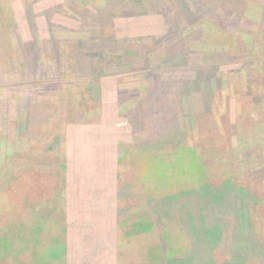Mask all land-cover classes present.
<instances>
[{
  "label": "rangeland",
  "instance_id": "obj_1",
  "mask_svg": "<svg viewBox=\"0 0 264 264\" xmlns=\"http://www.w3.org/2000/svg\"><path fill=\"white\" fill-rule=\"evenodd\" d=\"M38 1L47 7L56 6L59 12L53 18L47 8V14L40 18L39 40L48 43L46 38L52 36L85 41L92 27L98 28L100 41L92 45L96 50L109 49L107 54L113 60L97 70L95 77L80 74L72 78L73 70L66 63L60 75L55 59L34 46L36 35L23 0L4 2L5 8L0 10L4 39L3 44L0 41V230L11 238L25 236L31 241L33 229L43 221L40 213L51 210L54 189L59 186L63 201L57 207H62V213L55 224L45 225L43 235L58 233L64 219L65 264H118L119 222L108 231L93 232L86 224L87 216L81 223L80 214L76 215L81 206L97 200L92 195H101L94 191L98 186L93 182L90 198L83 194L91 166L82 165L80 158L90 142L88 131L101 132L105 127L110 129L107 137L112 145L123 142L122 148L127 150L126 164L123 167L122 161L120 166L131 181V191L124 192V200L116 199L114 216L122 207L131 218L126 228H132L133 221L155 223L154 233L145 234L143 239L138 236L122 247L125 254L129 253L125 264H150L143 253L146 244L155 245L153 242L162 244L163 252L169 253L162 264H264V0L33 3ZM69 15L84 21L83 31L55 25L65 21L75 27ZM9 30H17L27 50L14 46ZM145 36L163 37L164 42L140 47L135 40ZM122 39L131 40L132 45ZM146 52L151 62L143 56ZM9 58L17 59L15 68ZM24 58L29 62L23 74L18 64ZM202 69L207 76L198 86L192 82ZM154 70L161 72L158 76L162 75L164 82L161 95L152 87L148 92L143 88L158 80L157 75H151ZM213 71L222 74L219 85ZM79 79L96 84L91 93L83 92L85 85L82 87ZM207 84H211V94ZM77 89L83 93L75 95ZM101 90L103 95L97 93ZM120 102L126 103L121 110ZM152 107L158 115L151 119L157 121L158 128L176 122L165 137L157 130V138L140 140L146 113ZM21 121L23 126L15 129ZM186 143L197 146L194 154L186 151L206 171V177L201 176L207 179L206 184L191 196L156 197L160 188L169 192V179L162 176L155 183L151 176L154 162L148 159L170 161ZM104 169L101 167L97 174L102 176L100 186L110 183L114 188L120 182L119 174L110 179ZM180 174L176 172L172 185L175 180L185 185L186 179ZM217 186L223 189L217 190ZM226 188L223 199L224 194L217 192ZM101 198L104 200L98 204L108 203ZM70 208L78 224L70 217ZM248 226L255 228L252 233ZM6 253L0 256L1 264H24L30 259L33 264L29 252L22 254L16 248Z\"/></svg>",
  "mask_w": 264,
  "mask_h": 264
},
{
  "label": "trees",
  "instance_id": "obj_2",
  "mask_svg": "<svg viewBox=\"0 0 264 264\" xmlns=\"http://www.w3.org/2000/svg\"><path fill=\"white\" fill-rule=\"evenodd\" d=\"M34 0H23V5L25 8V12L27 15V19H29V24L33 30V33H35L36 35V42L34 41V46L35 48L39 51V52H46L48 56H52L55 61L57 62V64L59 65V74L61 75L62 72H65V70L62 68V64L66 63L69 68L71 70H73L71 73L73 75H71V77H76V76H84L87 77L89 75H92L95 77V72L99 69H102L103 67H105L107 64H111V60H113L111 57V55H108L107 52L109 49L105 48L104 51L103 49L99 48V49H94L96 48L95 45H92V43L94 42H99V35H98V28H93L92 27V32L85 37L84 39L88 38L87 40L83 41L82 39H73V40H62L59 38H52L48 37L46 38V41H50L48 43L43 42L42 39L39 40L40 35L38 36V32H39V28H41L42 26V21H41V17H43L42 15H46L47 14V8H50V13H51V17H55V15H57L58 10L56 9V6H51V7H47L45 2L42 1H38L37 3H33ZM4 2L8 3L9 0H0V10H3V6H4ZM92 5V4H91ZM95 6V5H94ZM5 8V6H4ZM52 10V11H51ZM61 12V11H60ZM65 13V11H64ZM63 16V15H62ZM53 17V18H54ZM68 17H71L70 15ZM262 17H264V13L262 12ZM71 19L73 20V24L75 25V27H72L70 23L65 22V21H59L57 22L55 25L63 27V26H67L68 28H71L73 31H83L82 29V25L84 24V21L81 19H76L71 17ZM56 21V20H55ZM70 29V30H71ZM2 29L0 27V41L3 44V38H2ZM9 35L10 37H12L13 41H14V46H17L20 48L21 51H25L27 50L24 45L27 43H24L21 38L19 37V33L17 32V30H9ZM16 37L14 39V36ZM228 38V37H227ZM114 39V38H113ZM125 42L129 41L130 43H128L129 45H132L131 40H125L122 39ZM115 42H118L116 39H114ZM139 42V46L140 47H144L147 46V44L153 42V43H157L160 44L162 41L164 42V38L163 37H155V36H145V37H140L137 40ZM0 42V43H1ZM126 42V43H127ZM40 43V44H38ZM91 43V46L89 45ZM146 44V45H144ZM1 44H0V48H1ZM47 46H50V49L47 48ZM95 46V47H94ZM33 47V46H31ZM46 49V51H45ZM48 49V51H47ZM70 49H72V51H69ZM158 54V53H157ZM146 58L147 62H151V60L149 59L151 56H149V52H146L143 55ZM149 56V57H147ZM12 61V67H16L13 66V63H15L14 61L16 60H11L10 58L8 59V62ZM18 62V61H17ZM29 62V58H24V61H22L21 63L18 64V66H20L19 72L23 73L25 72V66L26 63ZM77 62V63H76ZM136 68V66L134 67ZM228 70L225 71V73H227ZM214 75L212 76L213 78L215 76V83L217 85H219L218 82L221 81L222 78V74L221 73H217V71H213ZM217 73V74H216ZM231 73V71H230ZM161 72H156V70H154L151 75H153L156 79L155 83L153 86H151L150 84H145V86H143V88L148 92L151 88V90L155 93H158L159 95H161V92H165L164 88H163V81H162V75L159 77L158 75H160ZM207 76V72L205 70H199L197 73H195V80L192 83H195L196 85H201L204 84V79L203 77ZM153 77V78H154ZM152 78V79H153ZM211 78V79H213ZM200 79V80H199ZM81 80L80 83H82V87L85 88L83 89V92H87L88 94L91 93V90L93 88V86L96 84L92 83L90 80H86L84 81L83 79H79ZM90 81V82H89ZM166 82V81H165ZM214 82V81H213ZM212 84V82H211ZM211 84L208 85L209 89L208 90V94H211ZM185 86V85H184ZM78 92L75 94H79L82 92V90L77 89ZM168 91V90H167ZM82 92V93H83ZM93 93V92H92ZM99 95H103L102 90L99 92H97ZM73 95H71V97L74 96V93H71ZM81 95V94H80ZM83 96V95H82ZM140 98V97H139ZM163 100V99H162ZM21 100H18L17 104L20 102ZM158 102V101H157ZM170 102V101H169ZM168 102V103H169ZM147 104V102H146ZM161 106L163 105L162 102H160ZM119 109L121 110L123 107H126V103L125 102H120L119 103ZM155 107L150 108L148 110V112L146 113V119H145V124L143 126H145V132H142L143 135L140 138V140H148V139H153V138H157L158 136L155 135L157 133V130L160 131L161 133V137H165L166 133L170 132L172 127L171 125H173L174 123H169L166 125V128H158L159 125L157 123V121L152 120L151 118L153 116H156L158 114L153 113L151 110H154ZM148 118V120H147ZM23 120V119H22ZM7 121V120H5ZM150 121H151V126H150ZM23 121L19 122L17 126H14L15 129L17 127H20L23 123ZM192 123V120H191ZM190 123V125H191ZM23 126V125H22ZM138 127H141L138 126ZM122 144L123 142L118 143L117 146V151H118V162H119V166H118V174H119V183L116 186L117 187V197L118 200H124V192L126 191H131V186H130V179L128 177H126V175H123L122 171H121V166L120 163L123 167L126 164L125 162V158H126V149L122 148ZM187 145H183L179 148L178 151H176L174 158L170 161H166L164 158H161L156 160V159H148L151 162H154V166L152 167L153 170V174L151 176H153L152 178L154 179L155 183L160 179V177L162 176H166L169 180V185L170 187H166L168 188L167 191L169 192H164L160 191L163 190L162 188H160V190L158 191L157 196H161L163 195L164 197L168 196V198H178V196H191L192 194H196V192H198V187H202L204 184H206V180L202 178L201 176L205 175L206 177V171H203L200 169V167L198 166L197 162L198 160H196V157L194 155H191L190 153H188L187 151H193L192 154L195 153V150L197 148V146H194V144H189L186 143ZM136 150V149H135ZM148 150V149H146ZM187 150V151H186ZM200 151V150H199ZM135 153H138L137 151ZM147 153V152H144ZM190 157V159H189ZM185 162V165H180L182 162ZM133 162H135L133 160ZM128 164V163H127ZM130 165V164H129ZM181 168V169H180ZM183 169V171H181ZM179 171V174L181 172V174L184 176V179H186L185 185H182V182H179L178 180L173 181V185H178V186H173L172 185V178L176 177L175 174L176 172ZM149 171L147 170V173ZM205 173V174H204ZM180 174V175H181ZM122 175V176H121ZM121 179V180H120ZM174 180V179H173ZM129 190H128V188ZM212 186V185H211ZM207 187H208V183H207ZM219 188L218 189H223V187L217 186ZM153 190V189H152ZM149 189H147V186L144 187V192H146V194H148ZM220 191V190H219ZM217 192L218 194H224L223 199H225V197H227V193H228V189L226 188L223 192ZM227 192V193H225ZM133 193V192H132ZM154 193L155 191L153 190V197H154ZM116 197V198H117ZM155 197V198H156ZM63 201V197H62V190L59 186H55L54 189V196H53V200H51L50 204L53 205V207H50V211L49 212H42L40 213L39 216H43V221L38 225L37 224V228H34V234L32 235L31 241L29 240L30 237H22L24 238V240L22 238L19 237H14L11 238L7 233L4 234L2 232V230H0V256H3V251L5 252V254L7 255L6 252H13L16 250L20 251L22 254L29 252V254L31 255L32 259H33V264H65L66 260H67V246L65 244V235H66V231L64 230V219H63V225H62V229L60 231H58V233H51L50 234H44L43 235V229L45 227L46 224L48 225H52L55 224V222L57 221V216L58 214L61 215L62 212H60V210L62 209V207H57V205H60ZM15 211V209H14ZM118 211H119V206H118ZM47 213V214H46ZM49 213V214H48ZM45 214V215H42ZM129 219V220H128ZM130 213H128L127 211H124L123 208H120V212L118 213V222H119V236H118V253H117V263L118 264H125L126 260L128 259L127 257L129 256L128 254H125L126 251H124V247H127V243L130 242L132 239H135L136 237H142L145 236V234L147 233H154L155 232V223L153 221H149V220H144L143 222H141V220L137 221H133V227L132 228H126L124 226H129L130 225ZM206 219L207 218V214H206ZM207 222V221H205ZM255 229V228H254ZM254 229L251 226L247 227V230L249 232L252 233V231H254ZM53 230V229H52ZM203 232V231H202ZM205 233V232H203ZM155 235V234H154ZM208 235V233H207ZM19 238V239H18ZM128 239V240H125ZM146 244L147 245V251L145 253H143V256H145L147 262H149L150 264H162V261L165 257H169V253H164V249L162 244ZM124 246V247H123ZM123 247V248H122ZM122 253V254H121ZM173 258V257H172ZM30 259V258H29ZM174 259V258H173ZM16 260H13V262H15ZM31 259L27 262H25L24 264H31ZM2 260L0 259V264H1Z\"/></svg>",
  "mask_w": 264,
  "mask_h": 264
},
{
  "label": "crops",
  "instance_id": "obj_3",
  "mask_svg": "<svg viewBox=\"0 0 264 264\" xmlns=\"http://www.w3.org/2000/svg\"><path fill=\"white\" fill-rule=\"evenodd\" d=\"M102 129L103 131L101 132L96 129L88 131L87 134L90 136V142L85 147L86 152L84 153V157L80 158V162H82L81 163L82 165L89 164L91 166L90 175L89 176L87 175L86 177L84 176L86 178L87 184L86 186H84V188L81 189L83 194H87L86 196L90 198V195L88 194L92 193L91 189H93L96 186L98 187L94 191H98L97 193L101 194L100 196L95 194L92 195L95 196L97 200L91 201V204L88 201L87 204L88 206H85V208H82L81 206V208H79L76 211V215L78 213L80 214L79 218L81 219L80 220L81 223H82V218L84 220L85 216H87L86 224L92 227L93 232H96L98 230L108 231L109 229L114 228L116 221H118V216L117 215L114 216V211H113L116 205L115 204L116 199H118L117 190H116L117 187L115 186L113 188V185L111 187L110 183L108 187L106 185L100 186V184H102V176L99 175L101 177H98L97 175L99 174V169L101 167L102 168L105 167V169H107L106 171L110 173L109 176L110 179L112 177L118 176L119 162H118L117 146H115V144L112 145L110 140H108L107 134L110 133V129L105 127ZM104 179L109 180V178H104ZM91 182H93L94 187L93 185L91 186ZM87 189H90L89 193L85 192ZM73 195L76 196L74 192ZM101 197H105V199H108L109 200L108 203L106 202L104 204H98L99 202L97 201L104 200ZM72 210L70 208V211ZM72 214L73 215H70V217L73 219L74 211H72ZM75 224L78 223L75 221ZM90 241L91 239H89V242Z\"/></svg>",
  "mask_w": 264,
  "mask_h": 264
}]
</instances>
